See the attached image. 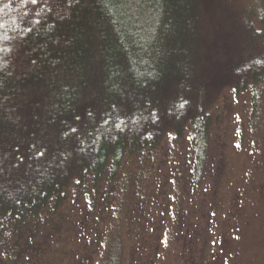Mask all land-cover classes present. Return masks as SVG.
Listing matches in <instances>:
<instances>
[{
	"label": "trees",
	"instance_id": "trees-1",
	"mask_svg": "<svg viewBox=\"0 0 264 264\" xmlns=\"http://www.w3.org/2000/svg\"><path fill=\"white\" fill-rule=\"evenodd\" d=\"M237 3L0 0V260L38 261L56 233L77 224L82 230L92 224L94 240L83 243L80 232L74 238L88 249L105 235L99 216L104 223V214L122 213L131 252L145 248L141 236L150 223H168L169 242L180 249L177 264H200L215 208L195 212L187 199L193 211L178 218L168 186L177 181L190 196L191 184L200 190L205 179H218L207 147L220 103L228 92L264 82V44L255 41L264 16L260 29L243 26L249 12L237 17ZM134 4L150 6L155 22H133L127 9ZM245 30L255 38L244 39ZM175 146L187 173L178 167L166 173ZM130 159L139 168L127 175ZM119 177L131 189L120 192ZM82 204L83 217L73 213ZM122 255L118 245L109 264H123Z\"/></svg>",
	"mask_w": 264,
	"mask_h": 264
},
{
	"label": "rangeland",
	"instance_id": "rangeland-1",
	"mask_svg": "<svg viewBox=\"0 0 264 264\" xmlns=\"http://www.w3.org/2000/svg\"><path fill=\"white\" fill-rule=\"evenodd\" d=\"M133 6L136 7L127 9L133 22L138 24L155 22L154 10L150 9V6L137 4ZM234 10L237 17H242L244 12H249V17L242 21L243 26L250 23L256 30L260 29L259 19L264 16V0H238ZM245 33L244 39L247 41L249 38H255L253 31L245 30ZM259 40H261L259 45H263L264 33L261 39H255L256 42ZM216 113L219 115V122L213 123L209 129L208 139L211 142L207 147V155L208 158L211 157V161L215 160L214 166L220 168L218 179L216 181L211 178L205 179L200 190L191 184L189 189L193 193L190 192V196L184 192L181 183L173 182L174 188L171 185L168 186L173 199L178 202L173 211L178 218L188 216L187 213L193 211V208L185 204L187 199L191 200L195 212L201 208L210 210L211 204L215 208L214 228L204 240L200 264H264V82L238 94L228 92L223 97ZM174 149V167L165 169L166 173L173 174V169L176 167L187 173L188 168L180 156L182 148L175 146ZM185 154L187 165L192 172L190 161L192 152L188 150ZM138 162L134 159L128 160L123 172L129 175V171L137 170ZM145 173L149 174V169L145 168ZM120 175L125 177L124 174ZM122 177L117 179L121 184L120 192L124 188H128L131 183L128 184ZM129 188L131 189V185ZM172 195L164 200V213H166L164 219L168 222L172 218L170 213L173 203ZM114 196L116 197L117 193ZM118 197L117 203L120 204V210L125 205H123L124 201L120 197V193ZM201 199L206 205H199ZM160 202H163L162 198L158 203ZM106 206L110 212L114 203L110 202ZM83 208L77 207L73 213H79L83 217V212L86 209ZM107 216L109 214L103 215V218H106L104 223L102 217L99 216L100 227H103L105 233L99 244L95 242L87 249L74 242L76 232L82 234L81 241L83 243L94 240L96 235L91 230L92 224L86 227V230H82L83 227L78 224L75 229L66 226L63 233L54 235L51 250L49 249L45 253L46 257L36 261L30 255V263L83 264L81 262L83 259L86 261L85 264H109L120 245L123 264H177L180 249L175 246V249H178L175 251L172 242H169L172 234L169 235L168 223L162 227L154 224L158 227L157 229L151 223L147 224L145 235L141 236V238L144 237L145 243L142 244L146 245L145 248L143 247L144 250L141 245H138V249L134 248L135 250L131 252L129 247L133 248L132 239L129 242L127 237L131 227L129 222L124 219L125 216L122 213L121 216L117 214L118 217ZM152 216L154 217L156 214ZM122 221L123 226L121 227ZM132 232L134 233V231ZM71 237H73V241ZM38 241L40 242L41 239ZM0 257H2L1 254ZM18 258L15 257L14 260L21 261ZM1 261L4 263L9 260H0V264H2ZM25 261L27 262L28 259ZM7 264L9 263L7 262Z\"/></svg>",
	"mask_w": 264,
	"mask_h": 264
},
{
	"label": "snow or ice",
	"instance_id": "snow-or-ice-1",
	"mask_svg": "<svg viewBox=\"0 0 264 264\" xmlns=\"http://www.w3.org/2000/svg\"><path fill=\"white\" fill-rule=\"evenodd\" d=\"M32 2H33V3H35V2H36V0H32Z\"/></svg>",
	"mask_w": 264,
	"mask_h": 264
}]
</instances>
